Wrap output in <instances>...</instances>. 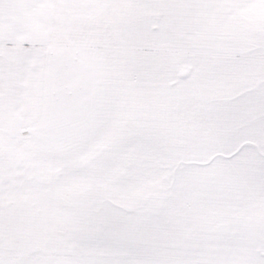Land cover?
<instances>
[{"label": "snow or ice", "instance_id": "6c2138e0", "mask_svg": "<svg viewBox=\"0 0 264 264\" xmlns=\"http://www.w3.org/2000/svg\"><path fill=\"white\" fill-rule=\"evenodd\" d=\"M0 264H264V0H0Z\"/></svg>", "mask_w": 264, "mask_h": 264}]
</instances>
